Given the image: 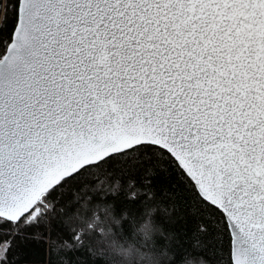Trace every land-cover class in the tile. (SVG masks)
Returning a JSON list of instances; mask_svg holds the SVG:
<instances>
[{"label": "snow or ice", "instance_id": "1", "mask_svg": "<svg viewBox=\"0 0 264 264\" xmlns=\"http://www.w3.org/2000/svg\"><path fill=\"white\" fill-rule=\"evenodd\" d=\"M11 11L0 224H37L87 166L152 149L223 213L231 264H264V0H15ZM79 221L78 243L108 237L99 209Z\"/></svg>", "mask_w": 264, "mask_h": 264}, {"label": "trees", "instance_id": "2", "mask_svg": "<svg viewBox=\"0 0 264 264\" xmlns=\"http://www.w3.org/2000/svg\"><path fill=\"white\" fill-rule=\"evenodd\" d=\"M14 2L8 0L5 19L0 0V55L15 25ZM173 160L170 154L152 149L126 150L124 155L105 158L99 167L87 166L51 192L49 202L56 210L42 221L18 233L12 222L0 224V245L5 243L0 264H115L102 243L74 240L73 229L81 228L79 218H90L99 209L108 239L126 244L151 207L158 209L154 219L163 226L156 244L164 250L167 264H179L188 255L202 257L206 264H231V239L223 213L199 195ZM112 211L118 218L115 224L107 218Z\"/></svg>", "mask_w": 264, "mask_h": 264}, {"label": "clouds", "instance_id": "3", "mask_svg": "<svg viewBox=\"0 0 264 264\" xmlns=\"http://www.w3.org/2000/svg\"><path fill=\"white\" fill-rule=\"evenodd\" d=\"M106 190L112 191V188ZM157 211L156 207L145 210L143 219L135 224L134 234L126 244L119 241H110L104 232L100 233L101 242L109 255L114 257L115 264H167L164 250L156 244V240L163 234V226L154 219ZM107 218L113 224L118 219L115 217L114 211L107 213ZM167 255L172 254L167 253ZM179 264H206V262L202 257L188 255L182 258Z\"/></svg>", "mask_w": 264, "mask_h": 264}, {"label": "water", "instance_id": "4", "mask_svg": "<svg viewBox=\"0 0 264 264\" xmlns=\"http://www.w3.org/2000/svg\"><path fill=\"white\" fill-rule=\"evenodd\" d=\"M15 26V25H14ZM13 32V31H12ZM11 40H12V35H11V39H10V41H9V43H11ZM8 43V44H9ZM7 44V45H8ZM7 47V46H6ZM6 50V49H5ZM178 163V162H177ZM183 170V169H182ZM184 171V170H183ZM185 172V171H184ZM185 174L187 175V173L185 172ZM188 176V175H187ZM189 177V176H188ZM190 179H191V177H189ZM192 181V180H191ZM193 183H194V185H195V182L194 181H192ZM196 187V186H195ZM196 189H197V191H198V188L196 187ZM199 193V192H198ZM231 261H232V255H231Z\"/></svg>", "mask_w": 264, "mask_h": 264}, {"label": "rangeland", "instance_id": "5", "mask_svg": "<svg viewBox=\"0 0 264 264\" xmlns=\"http://www.w3.org/2000/svg\"><path fill=\"white\" fill-rule=\"evenodd\" d=\"M4 248H5V243H2V244L0 245V253L3 251Z\"/></svg>", "mask_w": 264, "mask_h": 264}]
</instances>
